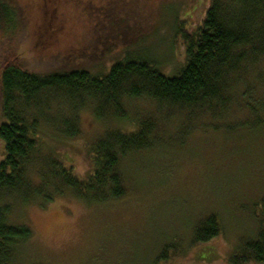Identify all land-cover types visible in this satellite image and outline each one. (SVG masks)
Segmentation results:
<instances>
[{
	"label": "rangeland",
	"instance_id": "obj_1",
	"mask_svg": "<svg viewBox=\"0 0 264 264\" xmlns=\"http://www.w3.org/2000/svg\"><path fill=\"white\" fill-rule=\"evenodd\" d=\"M10 1L22 23L16 41L30 70L63 74L80 69L96 76L127 56L162 60V71L174 75L185 60L175 40L176 19L199 24L209 3ZM237 8L231 4L230 10ZM42 18L53 27L44 48L35 38ZM246 82L252 86L247 98L241 97L247 87L242 85L229 107L198 110L190 118L141 99L126 101L132 119L118 125L106 115L98 119L96 109L85 106L77 114L80 133L75 138L66 133L74 127L64 126L71 107L48 97L51 111L42 112L51 127L45 124L41 137L81 179L92 172L91 145L109 130L131 132L137 120L154 119L157 145L122 161L125 194L120 199L87 205L64 196L46 206H24L17 196L8 199V224L33 232L11 264H229L242 241L264 231V88L252 76ZM83 96L88 99L87 93ZM3 104L0 92V125ZM212 215L218 217L220 235L197 246L195 230Z\"/></svg>",
	"mask_w": 264,
	"mask_h": 264
},
{
	"label": "trees",
	"instance_id": "obj_2",
	"mask_svg": "<svg viewBox=\"0 0 264 264\" xmlns=\"http://www.w3.org/2000/svg\"><path fill=\"white\" fill-rule=\"evenodd\" d=\"M231 4L238 8L230 10ZM176 23L175 40H180L185 60L174 75L162 71V60L130 56L97 76L80 69L39 74L29 69L16 41L22 30L16 7L10 0H0V92L4 99L0 140L5 150V159L0 161V264L14 262L18 249L33 236L27 226L8 224L12 207L8 199L17 196L24 206H46L64 196L87 205L120 199L125 194L122 161L157 145L159 126L154 119L137 120L131 132L119 127L109 130L91 145L92 172L81 179L55 146L45 144L41 137L42 127H51L42 112L51 111L48 97L60 107H71L73 113L64 126L74 127L66 133L67 138H75L80 133L77 114L85 106L96 109L98 119L106 115L118 125L132 119L125 111L126 101L141 99L161 111L183 112L190 118L198 110L229 107L233 93L242 85L247 87L241 97L247 98L252 86L246 81L251 76L264 88V0H209L199 24L187 26L181 17ZM52 29L42 18L35 32L37 44L42 42L44 48ZM220 228L217 216L208 217L196 228L194 244L209 245L220 235ZM229 264H264V231L256 239L242 241Z\"/></svg>",
	"mask_w": 264,
	"mask_h": 264
}]
</instances>
